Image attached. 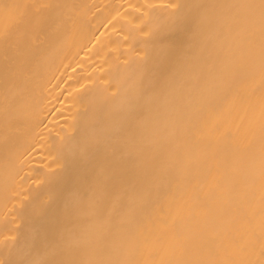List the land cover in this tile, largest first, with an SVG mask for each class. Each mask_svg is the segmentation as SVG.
Instances as JSON below:
<instances>
[{"label":"bare ground","instance_id":"bare-ground-1","mask_svg":"<svg viewBox=\"0 0 264 264\" xmlns=\"http://www.w3.org/2000/svg\"><path fill=\"white\" fill-rule=\"evenodd\" d=\"M0 264H264V0H0Z\"/></svg>","mask_w":264,"mask_h":264}]
</instances>
